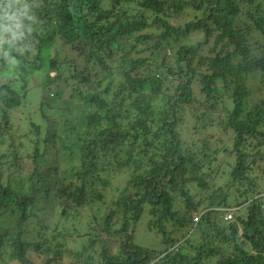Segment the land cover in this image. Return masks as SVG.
<instances>
[{"label":"trees","instance_id":"obj_1","mask_svg":"<svg viewBox=\"0 0 264 264\" xmlns=\"http://www.w3.org/2000/svg\"><path fill=\"white\" fill-rule=\"evenodd\" d=\"M14 9L17 35L0 20V78L10 73L0 83V264H264V0H19ZM20 108L23 132L12 123ZM124 170L126 186L103 207L110 174ZM53 202L61 216L74 207L72 218L98 203L91 248L68 246L72 234L45 206ZM202 205L238 210L233 221L207 211L198 239L177 249L132 242L130 222L146 209L175 243Z\"/></svg>","mask_w":264,"mask_h":264},{"label":"rangeland","instance_id":"obj_2","mask_svg":"<svg viewBox=\"0 0 264 264\" xmlns=\"http://www.w3.org/2000/svg\"><path fill=\"white\" fill-rule=\"evenodd\" d=\"M192 16L189 15H185L184 16H180L178 18V21L183 23L185 18H191ZM201 36V34L194 32L193 37L191 38V40L189 42H194L197 40V38H199ZM17 63V62H15ZM9 72L8 75L6 74H1L2 78H0V83L3 82V78H8L9 76ZM41 87H37V85H35V88H31V92L29 93L30 96V100L32 102H36V104L39 102L40 100V96L42 94V92H40ZM66 98H68L66 96ZM28 113L26 109H18L15 110V112L13 113L12 116V123H13V129H16L17 127H20L21 132L25 131L24 128V123H27V121H23V119L25 118V115ZM20 140L22 141H26V137L25 136H21ZM227 157L220 156V161L222 162L223 160L225 161V163H223V167L222 169H224L225 171L222 173V175H224L223 178H220V185L225 186V183L228 181V177H229V165H228V161H226L227 159H225ZM62 165V164H61ZM63 169H65V167L63 166ZM111 178H112V187L108 188L107 192V200L106 203L102 204L103 207H107L108 204L111 202L112 199V195L115 193L118 194L116 192V189H118V191H120L121 189H123L127 182H128V174L127 172H125V170L122 172V174H117L116 176L114 175V173H111ZM75 177V176H74ZM69 182L68 177L65 179V182ZM73 189V187L70 189V191ZM53 190V194L54 196H56L57 198L59 197V195H55V191L54 188H52ZM68 197V196H67ZM66 196H64V198H62V200H66L67 199ZM55 202V201H54ZM49 203V204H45V206H47V209L51 208V210L53 211V214H51L50 217H53L51 219V221L53 223L57 222L59 225L60 230L65 231L66 233H70L72 234L71 240L68 244V246L70 248H72L73 250H84V246L85 247H90L91 245V241L92 239V235H90L91 231L94 232L96 227H97V222L95 220L92 219V213L93 211L95 212H99V207H98V203L96 204H92L91 206H85L83 208H80L82 210V213L77 214L75 218H72L73 215L75 216V213L73 212L74 207L68 208V213L66 215L69 216H61L59 215L58 209L60 208V206H58V204L55 203ZM235 204V203H234ZM233 204V205H234ZM101 206V204H99ZM61 209V208H60ZM103 212V211H101ZM58 219L61 220V222H58ZM149 220H150V216L148 214V209H146L144 211V213L142 214L141 218L139 220L135 221H131L130 222V227L132 228L131 231L133 233V237H132V242H134L136 245L140 244L144 247H148L150 249H156V250H163L165 249L167 246H169V244L173 245V243H165L163 241V233L158 232L156 229H153V227L149 226ZM52 227L54 226V224L51 225ZM166 228L168 231V235L172 236V237H179V235H181V231L177 230L175 231V227L173 224L170 223H166ZM198 234L199 232L195 231L194 233L191 234V237L194 240L198 239ZM103 237H106V234L103 233ZM124 237H118L116 239H114L113 241H110L107 247V251H112V252H116L121 243L123 242ZM125 241V240H124ZM101 250V249H100ZM95 254H98V252H95ZM69 261V259H68Z\"/></svg>","mask_w":264,"mask_h":264},{"label":"clouds","instance_id":"obj_3","mask_svg":"<svg viewBox=\"0 0 264 264\" xmlns=\"http://www.w3.org/2000/svg\"><path fill=\"white\" fill-rule=\"evenodd\" d=\"M16 3H19V0H6V2H5V0H0V20L7 18L10 21H14V24L11 25L8 29L10 31H13L14 36L17 35V33L14 31V29H19L22 27L21 23L19 22V16L22 15V13L19 10L14 9V4H16ZM225 207L234 208L235 209L234 214L238 210V207H235V206L234 207L225 206ZM222 208H224V207L208 208V207H205L204 205L200 206L198 208V210H196L193 213V227L194 228H191L188 231V233H186L185 237L181 238L180 240L178 239V241L173 243V245L170 244L169 250L170 249H177L178 247L180 248V246L185 243V240L187 239V237H190L191 239H193L191 237V234L195 232V227L198 225V223L202 219V216L207 211H210L211 209H214L216 211H221L223 214V217H224V210H222ZM196 214L200 216V219L198 221H195V219H194V216ZM224 220H225V218H224ZM194 241H196V240H194Z\"/></svg>","mask_w":264,"mask_h":264},{"label":"built area","instance_id":"obj_4","mask_svg":"<svg viewBox=\"0 0 264 264\" xmlns=\"http://www.w3.org/2000/svg\"><path fill=\"white\" fill-rule=\"evenodd\" d=\"M222 210H224V218L226 221H232L235 219L234 208L224 207L222 208ZM194 219L195 221H198L200 219V216L196 214L194 216Z\"/></svg>","mask_w":264,"mask_h":264}]
</instances>
